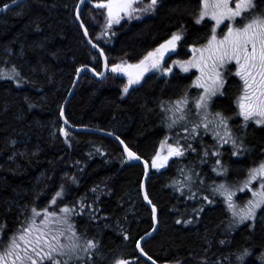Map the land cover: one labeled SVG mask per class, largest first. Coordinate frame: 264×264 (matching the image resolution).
I'll return each mask as SVG.
<instances>
[{
    "label": "trees",
    "instance_id": "1",
    "mask_svg": "<svg viewBox=\"0 0 264 264\" xmlns=\"http://www.w3.org/2000/svg\"><path fill=\"white\" fill-rule=\"evenodd\" d=\"M11 2L0 0V8ZM78 2L26 0L0 15V73L4 74L0 78V223L6 224L7 236L30 215L32 206L55 211L67 203L79 213L72 216L78 231L98 241L94 264H110L116 256L130 259L132 264H149L136 247L154 223L142 195L143 167L129 164L113 139L69 131L61 120L60 111L78 69L89 65L100 72L102 68V60L77 23ZM199 4L200 0H162L153 14L121 23L114 27L112 39L103 42L99 39L103 18L99 14L105 10L86 2L81 18L110 64L136 62L180 29L184 30L181 51L204 42L214 21L196 23ZM13 66L19 73L15 79ZM192 77L193 73H175L169 80H158V75L150 72L143 84L124 96V81L115 73L104 82L86 73L66 106L65 116L72 125L115 133L151 164L160 141L170 136L175 142L174 130L181 131L178 126L169 130L161 101L174 100L186 90L190 96L196 95L198 89L190 87ZM235 77L227 78L224 94L213 100V110L231 117L233 136L244 144L239 154H233L230 142L221 144L208 132L194 144L190 142L195 152L188 149L163 168H151L147 187L158 209L159 230L143 248L161 264H204L205 260L207 264H264V208L255 221L229 227L226 197L213 192L225 179L223 169L235 186L249 168L264 160V125L249 121L244 127L243 117L236 115L240 80ZM61 129L69 132L67 141ZM205 148L208 156H204ZM217 159L223 166L218 172ZM189 173L191 180L186 179ZM61 185L65 189L62 200L57 198V204L50 205ZM250 194L245 189L236 193L234 200L243 204ZM205 196L213 203L204 200ZM81 198L90 206L83 212L79 211ZM93 209L95 219L91 217ZM245 249L250 254L241 261L238 257Z\"/></svg>",
    "mask_w": 264,
    "mask_h": 264
},
{
    "label": "snow or ice",
    "instance_id": "2",
    "mask_svg": "<svg viewBox=\"0 0 264 264\" xmlns=\"http://www.w3.org/2000/svg\"><path fill=\"white\" fill-rule=\"evenodd\" d=\"M12 2L15 4L16 0ZM142 2L143 0H95V6L105 10V26L111 30L114 24H119L125 17L128 20L138 19L144 14L155 12L160 0H147V3L139 6ZM80 3L83 4L84 0H80ZM260 5H264V0H200L195 17L196 23H203L206 17L210 18L209 23L213 21L214 23L211 25L209 34L204 38V42L199 46L195 43L190 45V59L172 60L171 64L178 65L185 73L190 72L191 69H197L199 75L193 73L195 79L192 80L190 87L201 91L190 96L186 90L174 100L161 101L160 107L166 113L169 130L179 126L186 135L181 136L177 133L174 143L168 142L172 137L165 136L160 141L159 150L151 158L152 168H163L170 158L182 157L188 149L195 152L196 148L192 147L190 141L200 136L201 130L204 134L212 132L221 144L230 142L235 149L233 154H239L238 150L243 148L244 144L242 140L238 141V138L233 136L229 124L231 117L222 111L213 110V98L218 94H224L229 76L234 75L241 82L235 103L238 109L236 115L243 117V126L247 127L249 121L264 125V8ZM8 8L9 4L5 3L0 11ZM76 15L79 17V9L76 10ZM80 24L83 27V34L89 36V30L84 26V21L81 20ZM183 38L184 30H177L168 39L147 51L135 63L121 60L119 63L109 64L104 49L100 48L99 44H93V47L100 48L99 54L104 58L105 72L123 73L127 76V84L123 87V92L127 94L130 87L140 84L145 74L154 69L161 73L172 74L173 68L166 66L165 57L170 58L169 54L176 52ZM89 39L91 40V37ZM86 68L87 65H82L78 71H84ZM91 71L97 76L105 74L95 68ZM18 76L19 73L13 66L12 78L15 79ZM3 77L4 74L0 73V78ZM19 82L18 80L17 83ZM60 115L64 117V122L67 124L69 121L63 109ZM190 116L195 118L190 119ZM61 131L67 141L69 132L66 129H61ZM181 139L186 142L187 147L180 143ZM120 143L123 145L127 160H143L145 176H147L149 160L139 156L123 140ZM203 152L204 156L209 155L208 148H205ZM212 155L219 157L220 152L212 151ZM216 165L223 169L219 159L216 160ZM223 171L227 170L223 169ZM188 179H192L191 173ZM254 182L257 185L255 187ZM245 189L250 190L251 198L240 204L234 200V196L236 192H242ZM92 191L95 192L96 189ZM213 192L226 197L225 202L231 213L229 227L245 221H255L257 210L264 208V160L249 168L246 177L235 187L225 182L214 187ZM64 194L65 189L61 185L49 204L56 205L57 198L62 200ZM143 198L151 206L155 218L157 206L150 199L146 188L143 191ZM204 200L210 204L213 203L207 196ZM88 207L90 206L85 203V198H81L79 211L83 212ZM77 214L79 213L75 206L69 207L67 203L55 211H50L47 206L42 208L32 206L30 215L26 216L18 228L7 236L6 224L0 223V264H94V255H99L98 241L95 238H86L78 231L72 219V216ZM91 217L96 218L95 209L92 210ZM127 238V233H125V239ZM136 247L143 256L152 261V264H157L139 242ZM249 254V250L245 249L238 259L243 261L244 257ZM110 264H132V261L116 256L112 258ZM204 264H207L206 260Z\"/></svg>",
    "mask_w": 264,
    "mask_h": 264
},
{
    "label": "water",
    "instance_id": "3",
    "mask_svg": "<svg viewBox=\"0 0 264 264\" xmlns=\"http://www.w3.org/2000/svg\"><path fill=\"white\" fill-rule=\"evenodd\" d=\"M25 1L26 0H16V3L15 4H13V2L9 3V8L6 9V10L0 11V15L3 14V13H5L6 11H8V10H10V9L18 6V5H20L21 3L25 2ZM86 2H91L93 5H95V3H93L91 0H84V3L83 4H81L80 3V0H79L77 9H79L80 15H79V17H77V15H76V20H77V23L79 24V26L81 27L82 31H83V27L80 24V21L82 20V18H81V10H82V8H83V6H84V4ZM1 8H3V7H1ZM84 26H86L85 23H84ZM84 37H85V40H86L87 44L90 45L97 52L99 58L102 60V68H101V71L100 72H105V70L103 68V59L104 58H103L102 55L99 54L100 53V48H102V47L100 45H99L100 48L93 47V44H98V43H96L92 38H91V40L89 39V37H91L90 34H89V36H85L84 35ZM104 54L106 55L105 51H104ZM109 64H110V61H109ZM92 68H93L92 66L87 65V68L84 71H77V75H76L75 81H74V83L72 85V88H71V90L69 92V95H68V97H67V99H66V101H65V103H64V105L62 107V109L64 111V114H65V111H66V106H67L68 102L70 101L71 97L73 96V94H74V92H75V90H76V88H77V86H78V84H79V82H80V80H81V78L83 77L84 74L89 73V74L92 75V77L97 82H104L107 79V77L110 75V73H112L111 71H107V72H105L104 76H97L95 74V72H92L91 71ZM123 75H124L123 73L120 74V76H123ZM62 121H63L64 127H66L67 129H69V130H71L73 132H78V133H85V132L86 133H93V134H98V135L106 136V137H109V138L113 139L121 147V149L123 151V154H124V157L126 159V153L123 150V145L120 143V141L122 139L118 135H116L115 133L110 132V131H106V130H103V129H99V128H91V127H86V126L85 127H83V126H75V125L70 124L69 122L67 124H65L64 117H62ZM126 161H128L130 164L142 165V167L144 169V175H143V181H142V195H143V191H144L145 188L148 191L147 184H148L149 176L151 174V166L150 165L148 166L147 176H145V168L143 166V160H134L133 159V160L129 161V160L126 159ZM144 201H145L146 205L148 206V208L151 210V206L148 204V202L146 200H144ZM153 219H154V223H153L152 229L150 231H148L147 233H145L141 237L143 239L140 238L138 240V242H139V244H140L141 247H143V244L146 241H148L150 238H152L158 232V230H159V213H158V209L156 211L155 218L153 217ZM153 229H156V231H153ZM137 252H138V254L144 260H146L149 264H152V261H149L147 259V257L143 256V254L140 253L139 248H137ZM153 260H155V259H153ZM157 264H161V263L157 262Z\"/></svg>",
    "mask_w": 264,
    "mask_h": 264
},
{
    "label": "rangeland",
    "instance_id": "4",
    "mask_svg": "<svg viewBox=\"0 0 264 264\" xmlns=\"http://www.w3.org/2000/svg\"><path fill=\"white\" fill-rule=\"evenodd\" d=\"M143 3H147V0H143V2H142V4L141 5H139V6H143ZM159 6V5H158ZM262 8H264V6H262ZM151 14H153V13H147V14H144V15H142L140 18H138V19H131V20H128L126 17H125V19H123V20H121V22L119 23V24H114L113 26H112V29L111 30H109V29H107L106 28V26H105V21H106V13H100L99 15H101L103 18L101 19V21H102V24H101V32H100V37H99V39H100V41L101 42H103L104 40H107V39H109V40H111L112 39V37H111V33H112V31H113V29H114V27H116V26H118V25H120L121 23H124L125 21H134V20H140V19H142V18H145V17H147V16H150ZM93 17H95L97 20H99L98 19V16L96 15V14H94V13H92L91 14ZM206 20H210V18H208V17H206L205 18ZM95 23H97L96 21H94ZM214 23V22H213ZM226 23H227V21H226ZM221 27H223V26H221ZM219 31V30H218ZM102 33H106V35H102ZM180 44V43H179ZM179 47V46H178ZM177 47V48H178ZM187 48V49H186ZM186 48H184L185 50L182 52V53H180V55H182L183 56V58L181 57L179 60H184V59H190L191 58V47L189 46V47H186ZM187 50H189V52L188 53H186L187 52ZM184 53H186V55H183ZM179 55V56H180ZM176 60H178V59H176ZM166 62V61H165ZM166 66H171L172 68H173V73L174 72H178V73H180V74H182V75H190L191 73H195V75H199V72H198V70L197 69H191V71L190 72H188V73H185V72H183L182 71V69H180L179 68V66L178 65H172L171 63H169V64H166ZM152 74H157L158 76H160V77H163V78H169V75L170 74H166V73H161L159 70H152V71H150ZM150 72H148V73H150ZM147 73V74H148ZM147 74H145V76L147 75ZM116 76H118L117 74H116ZM232 77V76H231ZM192 79H195V76L194 77H192ZM235 79L237 80V78L235 77ZM237 81H239V80H237ZM228 83V82H227ZM125 84H127V80L126 79H124V85ZM124 85H123V87H124ZM227 85V84H226ZM226 85H225V87H226ZM123 87H122V92H123ZM240 87H241V82L239 81V82H237V93L239 94V92H240ZM129 91H130V89H129ZM198 91H201V90H198ZM197 91V92H198ZM128 94V93H127ZM127 94H125L124 92H123V95L124 96H126ZM197 94V93H196ZM218 96H221V95H217L216 97H218ZM216 97H214L213 98V100L216 98ZM179 127V126H178ZM180 128V127H179ZM178 128V129H179ZM176 133H179V135H181V136H183V135H186V133H184L183 131H182V129H181V131H178L177 132V130H174ZM175 134V133H174ZM202 134H203V131L201 130V135L200 136H202ZM175 136V138L177 137V135H174ZM200 136H197L196 137V139L195 140H192V141H190V142H193L192 144H194L195 142H196V140L198 139V137H200ZM175 138H174V141H175ZM169 143H174L173 141H171L170 139H169V141H168ZM180 143L181 144H185V145H187L186 144V142L183 140V139H181L180 140ZM159 150V149H158ZM174 158H176V157H172V158H170L169 159V161H168V163L172 160V159H174ZM167 163V164H168ZM166 164V165H167ZM165 165V166H166ZM155 169V168H154ZM218 171H222V169H218L217 170V172ZM222 174H223V176L225 177V179H223L222 181H220V183H217V185H219V184H221V183H225V182H227V183H229L230 185H232L233 187H235L233 184H232V182L230 181V179H229V174L227 173V172H222ZM186 179H188V175L186 176ZM254 186H257L256 184H255V182H254ZM238 192H240V191H238ZM238 192H236V193H238ZM251 198V194L249 195V198L248 199H250ZM261 209H259V210H257V213L260 211ZM257 215V214H256Z\"/></svg>",
    "mask_w": 264,
    "mask_h": 264
},
{
    "label": "flooded vegetation",
    "instance_id": "5",
    "mask_svg": "<svg viewBox=\"0 0 264 264\" xmlns=\"http://www.w3.org/2000/svg\"><path fill=\"white\" fill-rule=\"evenodd\" d=\"M161 2H162V0H160V3L159 4H161ZM190 45H187L186 47H189ZM181 48H182V41H180V44H179V47L176 49V52L175 53H170L169 55H170V58H169V56H166L165 57V61H166V64H169V63H171V61L172 60H176V59H180V57H182V55H180V53H182L183 51H181ZM187 49V48H186ZM189 52V50H187V52L186 53H188ZM186 53H184L183 55H186ZM180 55V56H179ZM132 63H135V62H132ZM175 73H178V72H172V74H170L169 75V78H163V77H160V76H158V80H161V79H166V80H169L171 77H173L174 75H175ZM179 75H182V74H180V73H178ZM118 75V77L120 78V79H122L123 81H124V79H126L127 80V76L124 74L123 76H120V74H117ZM145 80H146V78H144V80H142L141 82H140V84H134L132 87H130L129 89L130 90H132L133 88H135L136 86H139V85H141V84H143L144 82H145Z\"/></svg>",
    "mask_w": 264,
    "mask_h": 264
},
{
    "label": "bare ground",
    "instance_id": "6",
    "mask_svg": "<svg viewBox=\"0 0 264 264\" xmlns=\"http://www.w3.org/2000/svg\"><path fill=\"white\" fill-rule=\"evenodd\" d=\"M84 76V75H83ZM108 78V77H107ZM61 120H62V117H61ZM63 122V121H62ZM66 128V127H65ZM67 129V128H66ZM69 130V129H68ZM69 131H71V130H69ZM73 132V131H72ZM76 133H78V132H76ZM116 142V141H115ZM117 143V142H116ZM118 144V143H117ZM119 145V144H118ZM121 148V147H120ZM123 152V151H122ZM124 155V154H123ZM125 158V157H124ZM126 160V159H125ZM128 162V161H127ZM129 163V162H128ZM130 164V163H129ZM149 165L151 166V164L149 163ZM142 166V165H141ZM152 168V167H151ZM153 214V213H152Z\"/></svg>",
    "mask_w": 264,
    "mask_h": 264
}]
</instances>
